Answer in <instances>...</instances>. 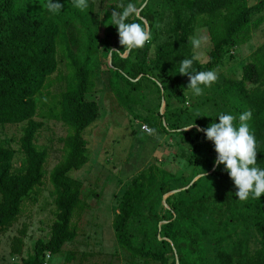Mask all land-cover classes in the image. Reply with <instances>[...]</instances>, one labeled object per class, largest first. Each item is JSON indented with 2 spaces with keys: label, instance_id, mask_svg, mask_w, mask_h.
Returning <instances> with one entry per match:
<instances>
[{
  "label": "trees",
  "instance_id": "16d2710c",
  "mask_svg": "<svg viewBox=\"0 0 264 264\" xmlns=\"http://www.w3.org/2000/svg\"><path fill=\"white\" fill-rule=\"evenodd\" d=\"M48 2L0 0V129L23 126L17 150L12 139L0 140V235L43 184L49 149L37 143L44 127L37 118L68 129L62 159L49 176L56 208L50 237L38 240L22 264H46L47 255L60 253L78 235L72 220L86 209L83 182L70 174L89 161L85 131L101 113L88 97L104 76L119 106L131 114L140 107L146 115L136 118L188 148L183 170L152 163L123 185L112 226L130 264H264V195L237 201L227 173L213 166L216 154L203 132L174 131L192 122L203 129L219 114L249 111L256 166L264 168V45L242 64L240 79L218 77L199 96L186 90L188 76L178 74V62L195 55L189 41L198 28L207 30L211 49L205 63L194 61V70L216 71L233 58L264 25V0H85L83 10L59 0L61 11L54 14ZM129 2L139 10L129 21L146 27L150 38L125 55L110 16ZM60 65L67 74L56 79L62 90L51 94ZM22 244V238L14 240V255H21Z\"/></svg>",
  "mask_w": 264,
  "mask_h": 264
},
{
  "label": "rangeland",
  "instance_id": "374dc122",
  "mask_svg": "<svg viewBox=\"0 0 264 264\" xmlns=\"http://www.w3.org/2000/svg\"><path fill=\"white\" fill-rule=\"evenodd\" d=\"M98 3V0H96ZM258 0H249L254 5ZM97 5V10H99ZM102 33V31H101ZM102 35V34H101ZM195 37L202 38V44L193 50L197 59L205 63L211 43L207 30L198 28ZM264 45V25L256 30L252 39L233 51V58L225 59L215 71L217 78L240 79L242 64L251 61L252 54ZM60 73L52 76L55 81L51 94L59 93L63 84L56 82L57 77L65 76L67 70L60 65ZM89 100L100 106L98 121L85 132L88 142L89 161L80 170L71 172V177L83 182L81 197L82 209L75 212L72 224L78 235L73 242L64 245L58 254L46 258V264H130L128 254L123 251L115 237L112 221L117 207V198L123 185L141 170L152 163L177 172L184 169L186 161L181 156L188 148L174 136L153 132L149 126L136 118L145 116L146 112L136 107L134 114L123 109L106 88V77L97 83ZM191 104L188 103L187 107ZM164 105L161 107L163 113ZM43 129L39 132L37 143L49 149V157L44 165L45 176L41 187L35 189L33 196L24 201L17 222L0 235V264H22L38 240L46 241L50 237L51 227L55 220L53 187L49 176L63 155L62 139L68 129L61 122L42 120ZM146 125L151 130H142ZM22 125L6 126L0 129V140L12 139V148L17 150V141L22 135ZM183 151V152H182ZM16 166H19L17 157ZM36 193V194H35ZM25 230L26 234L21 235ZM22 238L21 255L12 253L14 240ZM70 255H72L70 257ZM144 264V263H138ZM149 264H158L151 262Z\"/></svg>",
  "mask_w": 264,
  "mask_h": 264
},
{
  "label": "clouds",
  "instance_id": "9594fccd",
  "mask_svg": "<svg viewBox=\"0 0 264 264\" xmlns=\"http://www.w3.org/2000/svg\"><path fill=\"white\" fill-rule=\"evenodd\" d=\"M71 4L80 10L87 7L85 0H71ZM61 8L59 0H49L47 4V10L50 14L61 11ZM138 15L139 10L131 2L113 8L111 11L112 26L116 28L119 37L118 42L123 48L121 52L125 55L134 49L142 48L150 38L146 27H143L141 23L129 21V17ZM189 43L193 50L198 49L202 44V38H192ZM196 59L197 56L192 55L180 60L178 62V74L188 76L189 83L186 90H190L193 95L199 96L203 88L210 86L217 79V75L213 70H194L192 65ZM154 83L160 86L159 80L155 78ZM250 118L251 113L249 111H244L236 117L232 114L222 113L216 118L218 122L214 121L203 129L198 128L194 122L174 129L178 134L192 128H196L198 132H203L206 140L212 143L216 154L213 166H222V170L227 173L236 189L234 195L237 201L256 200L264 195V168L256 166V139L250 132L247 123ZM234 120H237L238 124H235Z\"/></svg>",
  "mask_w": 264,
  "mask_h": 264
},
{
  "label": "built area",
  "instance_id": "2783aa9c",
  "mask_svg": "<svg viewBox=\"0 0 264 264\" xmlns=\"http://www.w3.org/2000/svg\"><path fill=\"white\" fill-rule=\"evenodd\" d=\"M142 130H143L144 132H146V133H150V132H151V130L149 129V127H147L146 125H143ZM47 257H50V256L47 255Z\"/></svg>",
  "mask_w": 264,
  "mask_h": 264
},
{
  "label": "water",
  "instance_id": "95a60500",
  "mask_svg": "<svg viewBox=\"0 0 264 264\" xmlns=\"http://www.w3.org/2000/svg\"><path fill=\"white\" fill-rule=\"evenodd\" d=\"M198 179V178H197ZM197 179H195L193 182H195Z\"/></svg>",
  "mask_w": 264,
  "mask_h": 264
}]
</instances>
